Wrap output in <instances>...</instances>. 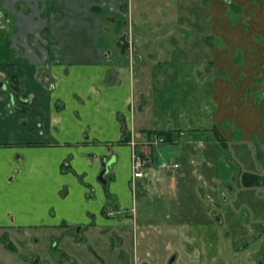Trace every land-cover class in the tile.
<instances>
[{
  "label": "crops",
  "instance_id": "crops-1",
  "mask_svg": "<svg viewBox=\"0 0 264 264\" xmlns=\"http://www.w3.org/2000/svg\"><path fill=\"white\" fill-rule=\"evenodd\" d=\"M128 2L0 0V229L126 241L129 227H151L130 215L139 190L173 208L153 225L159 264L174 252L177 264H264V0H185L166 35L122 15ZM109 20L126 22L130 57ZM15 90L25 112L9 104ZM133 149L149 159L135 189ZM245 174L262 179L256 191Z\"/></svg>",
  "mask_w": 264,
  "mask_h": 264
},
{
  "label": "rangeland",
  "instance_id": "rangeland-1",
  "mask_svg": "<svg viewBox=\"0 0 264 264\" xmlns=\"http://www.w3.org/2000/svg\"><path fill=\"white\" fill-rule=\"evenodd\" d=\"M184 1L185 0H166L165 2L162 0H130L129 4H122L121 10L128 13L130 12L131 15H140V18H144L142 25H148V27H141V29L145 33H151L152 29L149 28L158 26L159 29L165 33L164 35H166L167 30H176L181 24L179 23L180 20L175 17L176 15L182 14L185 16L184 14L189 13L187 4H184ZM112 14L120 15L118 13ZM112 14L108 8L106 9V13H102V15ZM168 15H170V19L167 18ZM194 17L196 19L194 20V18H192L191 20L196 21V23L200 25L198 16L194 15ZM108 25L109 23L105 21V26ZM165 55L169 56V52H165ZM223 75L225 77L228 73L224 72ZM11 87L14 90V86L11 85ZM15 94H17L16 90L13 95ZM20 104L16 96L15 106L20 107ZM248 144L249 146H254V141H250ZM148 150L152 151V148H143V153H149L150 151L148 152ZM134 154L146 157V154L138 153L137 149H133L131 153V168L133 164L132 156ZM169 204H171L170 201H165L152 192L135 191L134 205H136V209L133 212L130 211V215H134V219L137 218L140 225L148 224L151 225V227L147 226L144 229L145 234L142 236L139 233L142 226L134 228L129 227V237L126 241H123L120 233L116 232L111 236V240L107 238L102 241H98V239L94 241L96 238H99V236L93 235V237H91L92 240L90 238L86 239V243L78 241L77 239H64L57 243H53L54 240L46 235L47 232L40 227L32 228L30 231L24 229L18 230L19 232L0 229V264H59L56 259L51 257L54 252L57 257L65 253L74 260L75 264H159L161 255L160 243H158L159 240L152 234L154 232L156 233L158 229L153 227V225L159 226L161 223L167 222L169 216H166L165 213L170 214L172 211H166L173 208L166 207L167 209H164V206ZM57 209L59 208H56V210ZM37 216L39 217L40 214H37ZM211 216L212 213L210 212V217ZM186 217L187 215L183 213L182 218L186 219ZM134 229L138 230L135 231ZM261 236L262 235L254 234L250 239V244L259 243ZM34 238L39 239V241L44 244L42 246L35 245ZM57 244L59 245L58 247L56 246ZM164 248L166 247L162 245V249ZM75 255L78 258H75ZM62 264H72V262H67L66 259L63 258Z\"/></svg>",
  "mask_w": 264,
  "mask_h": 264
},
{
  "label": "flooded vegetation",
  "instance_id": "flooded-vegetation-1",
  "mask_svg": "<svg viewBox=\"0 0 264 264\" xmlns=\"http://www.w3.org/2000/svg\"><path fill=\"white\" fill-rule=\"evenodd\" d=\"M121 12H122V15L123 14L125 15L124 11L121 10ZM112 15H114V14H112ZM111 21L109 20L108 22L111 23ZM111 24L115 27V30H117V32L119 34L118 38L116 39L115 45L120 47L119 51H120L121 54H123L124 56L130 57L132 54H134L135 51L133 50V48H132L133 45H132L131 41L129 40L128 31H126V22L124 20H119L118 22L117 21H112ZM9 100H10V102L12 104H14L15 103V96L11 94ZM20 100H22V99H20ZM24 102H25V105H26L27 100L24 99ZM22 105L23 104H20V106H22ZM166 166L167 165H161V170H165L167 168ZM248 175L252 176L251 179L249 178V181H247V182H251L250 185H248V186H246L244 184V175H242V180H243L242 185L245 186V188H253V189H255L254 187L261 185L260 181H262V179L259 176H256V174H248ZM254 178H256L257 182H254ZM138 181L139 180L133 182L132 177H131L130 184H131L132 189L136 188V184H137ZM255 191H256V189H255ZM218 197H219L218 201H215V200L212 199V201L209 202V203L211 205H214V207H222L221 203H225V202L228 201V198L225 195V193H220L218 195ZM212 218L214 220H218V221H219V219H221L219 213H217L215 211L212 214ZM34 243H35V245H41V246L44 244L43 242H40L39 239H37V238H34ZM53 243H57V242L53 241ZM56 246L58 247L59 245L57 244ZM184 247H185L186 250H189V251H191L193 249L192 244L188 243V242L184 244ZM54 253L51 255V257L53 259H56V261H58L59 264H62V259L63 258H65L67 262H72V264H75L74 260H72L70 257L66 256L65 253H63V254L59 253L60 257H57V255L54 254ZM176 258H177L176 252L172 253L169 256V258L167 259L166 264H177Z\"/></svg>",
  "mask_w": 264,
  "mask_h": 264
},
{
  "label": "built area",
  "instance_id": "built-area-1",
  "mask_svg": "<svg viewBox=\"0 0 264 264\" xmlns=\"http://www.w3.org/2000/svg\"><path fill=\"white\" fill-rule=\"evenodd\" d=\"M133 164H132V180L137 181L144 177L145 170L148 166V159L147 157H142L140 155L134 154L132 156ZM173 168H177L178 166L172 165Z\"/></svg>",
  "mask_w": 264,
  "mask_h": 264
},
{
  "label": "trees",
  "instance_id": "trees-1",
  "mask_svg": "<svg viewBox=\"0 0 264 264\" xmlns=\"http://www.w3.org/2000/svg\"><path fill=\"white\" fill-rule=\"evenodd\" d=\"M14 88H16V86L14 87ZM21 104H23L22 106L23 107H21V110H23L24 112L26 111V107H25V102H21ZM122 128V130H121V132H122V134H123V136L124 135H126V129H125V127L123 126V127H121ZM181 132H177L176 134L177 135H179ZM157 135V137H159V138H162L163 139V142H165V143H172L173 142V139H172V133H164V132H159V133H157L156 134ZM125 141V140H124ZM124 141H120V143H123ZM64 166H67V165H65V164H63ZM251 177L252 176H250V175H248V174H245L244 175V184L246 185V186H248V185H250V183L251 182H247V179H251ZM254 182H257L256 181V178H254Z\"/></svg>",
  "mask_w": 264,
  "mask_h": 264
},
{
  "label": "water",
  "instance_id": "water-1",
  "mask_svg": "<svg viewBox=\"0 0 264 264\" xmlns=\"http://www.w3.org/2000/svg\"><path fill=\"white\" fill-rule=\"evenodd\" d=\"M44 76V75H43ZM107 164L106 163H104L103 164V169H102V171H101V173H100V180L102 181V183H106V181H105V179H104V175L107 173Z\"/></svg>",
  "mask_w": 264,
  "mask_h": 264
}]
</instances>
